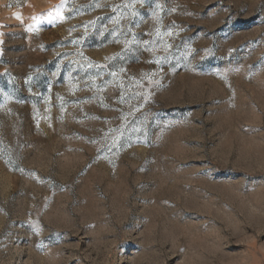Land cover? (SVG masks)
I'll return each instance as SVG.
<instances>
[{"label": "rangeland", "instance_id": "rangeland-1", "mask_svg": "<svg viewBox=\"0 0 264 264\" xmlns=\"http://www.w3.org/2000/svg\"><path fill=\"white\" fill-rule=\"evenodd\" d=\"M0 264H264V0H0Z\"/></svg>", "mask_w": 264, "mask_h": 264}]
</instances>
